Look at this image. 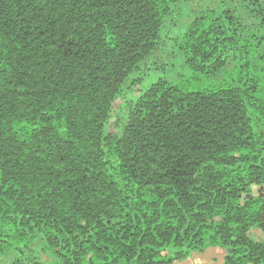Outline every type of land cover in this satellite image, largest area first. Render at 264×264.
<instances>
[{
  "label": "trees",
  "instance_id": "1",
  "mask_svg": "<svg viewBox=\"0 0 264 264\" xmlns=\"http://www.w3.org/2000/svg\"><path fill=\"white\" fill-rule=\"evenodd\" d=\"M252 228L264 0H0V264H264Z\"/></svg>",
  "mask_w": 264,
  "mask_h": 264
},
{
  "label": "rangeland",
  "instance_id": "2",
  "mask_svg": "<svg viewBox=\"0 0 264 264\" xmlns=\"http://www.w3.org/2000/svg\"><path fill=\"white\" fill-rule=\"evenodd\" d=\"M185 74V75H184ZM179 75V76H178ZM190 73L182 69L179 63V59L175 63L174 67H165V69L152 68L148 75L145 77V83L148 84L159 79H166L176 84H187L188 86L191 81L189 79ZM209 82L203 81L201 86H207ZM118 103L116 104V106ZM115 106V107H116ZM114 120V119H113ZM112 121V120H111ZM256 194L258 187L253 188ZM249 236L255 241H264V235L258 228H252L249 231ZM225 253L224 249L208 247L201 252H193L182 261H175L173 264H222V258Z\"/></svg>",
  "mask_w": 264,
  "mask_h": 264
}]
</instances>
